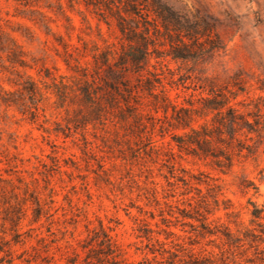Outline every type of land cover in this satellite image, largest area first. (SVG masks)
Wrapping results in <instances>:
<instances>
[{"label":"rangeland","instance_id":"374dc122","mask_svg":"<svg viewBox=\"0 0 264 264\" xmlns=\"http://www.w3.org/2000/svg\"><path fill=\"white\" fill-rule=\"evenodd\" d=\"M166 4L190 19L215 20L210 36L221 42L217 52L182 61L173 60L168 40L157 37L147 69L163 79L169 98L183 104L200 87H225L238 94L233 104L240 112L257 113L264 124V0ZM118 43L114 21L107 27L83 0H0V196L26 192L43 204L52 201L60 213L78 220L77 233L88 221L114 228L111 235L128 262L147 252L136 251L148 243L136 237L146 227L165 249L183 246L184 260L190 252L221 264V241L201 235L198 220L236 235L252 228V204L264 205V132L254 156L235 158L230 170L221 172L210 160L179 154L172 134L180 131L160 132V122L150 127L148 118L162 119V113L153 111L146 96L140 107L147 126L142 142L137 133L110 122L68 130L74 107L68 116L66 107L56 108L53 82H75L76 66L92 74V56ZM28 81L40 94L34 120L21 105L2 103V98L20 101L17 91ZM24 103L32 107L27 99ZM146 139L154 150L145 146ZM252 253L236 256L237 262L245 263Z\"/></svg>","mask_w":264,"mask_h":264},{"label":"trees","instance_id":"16d2710c","mask_svg":"<svg viewBox=\"0 0 264 264\" xmlns=\"http://www.w3.org/2000/svg\"><path fill=\"white\" fill-rule=\"evenodd\" d=\"M83 2L107 27L114 21L119 43L92 56V74L76 66L79 77L75 82L64 83L63 78L53 82L56 108L66 107L68 116L69 107H74L73 116L66 119L68 130L70 125L77 129L110 122L127 134L137 133L142 142L147 126L140 107L141 99L146 96L153 111L162 113V119L148 118L150 127L160 122V132L180 131L172 134L179 154L210 160L221 172L230 170L235 158L256 154L264 124L257 113H242L237 109L233 104L237 93L225 87L218 90L200 87L197 95L189 94L185 103L177 104L169 98L159 74L147 69L152 54L157 52L158 36L168 40V55L173 60H192L206 52L221 50L219 37L210 36L215 20L198 16L190 19L172 10L166 0ZM144 71L146 76L141 78ZM133 76H137L134 84ZM17 94L20 101L2 98V103L9 107L21 105L22 113L29 112L34 120L37 114L32 109L37 110L40 95L36 85L28 81ZM25 99L32 107L24 103ZM146 140L145 146L154 150L151 140ZM261 180L264 181L263 176ZM52 203L43 204L38 196L26 192L0 196V264H215L210 258H198L190 252L189 259L184 260L179 256L186 251L183 246L177 245L179 250L175 252L165 249V244L152 238L146 227L136 237L148 243L143 250L136 248V251L147 252L140 260L128 262L122 245L111 235L114 228L104 227L100 221L94 226L88 221L83 233H77L78 220L67 218ZM252 207V228L237 235L228 228L212 230L198 220L201 235L215 236L221 241V264L228 261L264 264V205L252 204ZM249 250L252 257L238 263L236 256L242 258Z\"/></svg>","mask_w":264,"mask_h":264}]
</instances>
